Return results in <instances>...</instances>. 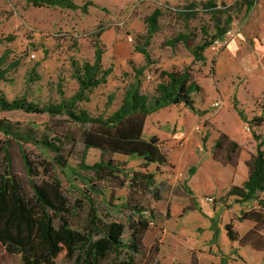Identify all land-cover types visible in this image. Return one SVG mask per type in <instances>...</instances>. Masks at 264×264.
Masks as SVG:
<instances>
[{
	"label": "rangeland",
	"instance_id": "rangeland-1",
	"mask_svg": "<svg viewBox=\"0 0 264 264\" xmlns=\"http://www.w3.org/2000/svg\"><path fill=\"white\" fill-rule=\"evenodd\" d=\"M74 1L79 5L93 1L96 6H90L89 13L84 14L81 10L36 8L28 0H0V58L7 55L3 67L7 71L6 80L0 82V90L9 100L24 97L43 107L70 98L79 88L73 76V61L92 62L95 43L101 41L103 65L112 67L113 72L105 84L89 93V100L82 102L80 107L92 116H109L119 107L126 88L134 81L135 69L146 64L135 46H142L146 35L145 18L155 9L161 8L162 16L159 30L148 47L154 63L142 77V91L149 97L155 94L159 71L193 63L192 53L182 43L173 45L170 41L184 33L191 37L194 45H200L204 40L213 39L217 23H225L228 16L238 23L239 32L226 47L212 45L205 51L206 61L194 64L195 78L204 88V92L193 94L195 111L173 105L149 116L151 122L144 131V138L159 133L171 147L166 166L157 170V165L152 164L147 169L156 174V193L129 194V188L125 187L112 194L113 184L105 182L99 184L100 192L89 194L90 189L85 183L91 174L79 168L84 150L80 141L73 147L67 146L68 166L53 165L52 171L71 203L91 196L104 221L123 223L126 226L125 242L130 239V221L137 218L135 207L153 210L143 250L136 257L137 264H193L192 248H196L193 253L199 258L198 264H221L219 258L211 259L209 251L212 247L227 249L229 239L222 234L218 238V230L210 228L212 221L207 213L221 203L222 211L227 210L226 206L236 204L234 198L229 204L224 197L232 183L223 187L220 181L233 180L240 184L248 175L245 161L256 151L257 142L251 132L254 130L264 139V124L251 128L234 108L236 95L239 108L249 119L264 117V55L254 42L262 41L264 0H259L250 11H246L243 0ZM215 101L221 102L218 110L212 106ZM0 119L12 123L20 133L35 138H40L43 133L54 138L55 132H74L76 135L84 128L66 116L51 117L48 113L0 112ZM220 133L227 134L241 146L240 163L235 171L212 159L213 144ZM21 143L37 163L53 161L52 151L33 142ZM11 152L14 171L28 187L17 140L12 141ZM100 157L99 150L90 149L85 162L92 165ZM113 158L126 162L127 170L145 171L141 158L122 155H113ZM203 175L206 178L203 179ZM40 178L47 177L42 174ZM157 195L160 200L156 199ZM194 198L200 204L195 206L196 209L186 210V205ZM256 206L257 201L252 200L243 204L242 210ZM216 220V225L222 224L219 214ZM212 234L215 238L210 241ZM3 252L0 246V257ZM243 252L247 261L261 262L260 253L249 249ZM0 264H22L21 257L15 255L0 260Z\"/></svg>",
	"mask_w": 264,
	"mask_h": 264
},
{
	"label": "trees",
	"instance_id": "trees-1",
	"mask_svg": "<svg viewBox=\"0 0 264 264\" xmlns=\"http://www.w3.org/2000/svg\"><path fill=\"white\" fill-rule=\"evenodd\" d=\"M256 1L243 0L247 11L254 7ZM28 3L36 8L81 10L84 14L89 13L90 6H96L93 1L79 5L74 0H28ZM161 16L162 9L157 8L145 18L146 35L142 46L136 45L135 48L144 56L146 64L135 69L134 81L126 88L119 107L109 116H92L80 107L82 102L89 100V93L105 84L113 72L112 67L103 65L101 41L95 43L92 62L81 64L73 61V76L79 88L73 96L63 98L58 104L41 107L24 97L9 100L0 90V112L48 113L51 117L66 116L72 123L84 126L76 135L74 132H55L54 138H48L44 133L35 138L25 132L20 133L12 123L0 119V246L4 250L0 260L20 255L22 264H137L136 257L143 250L153 210L145 206L135 207L137 218L130 221V239L125 242L126 226L123 223L104 221L91 196L71 203L61 181L52 175V171L53 165L68 166L67 146L73 147L80 141L84 150L79 168L91 174L85 183L90 189L89 194L100 192L99 184L105 182L113 184L112 194L114 190L125 187L129 188V194L156 193V174L147 169L152 164L157 165V170L166 166L171 148L156 135L144 138L146 121L152 114L173 105H183L195 111L193 94L204 92V88L195 78L194 64L206 61L205 51L214 39L227 32L233 21L228 16L225 23H217L213 39L204 40L200 45H194L191 37L184 33L170 41L173 45L182 43L192 53L193 63L183 68L159 71L155 94L149 97L142 91V77L154 63L148 47L159 30ZM6 58L7 55L0 58V82L6 80L7 71L3 68ZM234 108L251 128L264 124L263 115L249 119L239 108L237 97ZM251 133L257 143L255 153L245 161L247 180L241 186H232L225 198L234 196L238 203L256 200L257 207L241 216V220H252L255 225L244 236L234 229L232 222L226 224L225 230L231 243L238 242L240 246L250 245L255 250L264 251V236L261 234L264 230V139L254 130ZM13 140L20 144L28 187L14 171ZM206 140L207 137L204 143ZM21 142H33L52 151L53 161L37 163ZM90 149L101 152L100 160L92 165L85 162ZM241 151L237 141L220 133L213 144L212 159L225 166L237 167ZM113 155L141 158L145 171L127 170L126 162L114 159ZM42 174L47 178H40ZM156 199L160 200V197L157 195ZM191 208L194 209L187 207L186 210ZM231 249L235 250L233 246ZM197 261L193 255L192 263L198 264Z\"/></svg>",
	"mask_w": 264,
	"mask_h": 264
},
{
	"label": "crops",
	"instance_id": "crops-1",
	"mask_svg": "<svg viewBox=\"0 0 264 264\" xmlns=\"http://www.w3.org/2000/svg\"><path fill=\"white\" fill-rule=\"evenodd\" d=\"M258 1L259 0H257L256 1V3H255V5H254V7L252 8V9H254L255 8V6L257 5V3H258ZM243 6L245 7V9H246V11H247V7H246V5L243 3ZM251 9V10H252ZM233 23H236L237 24V28H238V32H239V26H238V23L237 22H235L234 21V19H233V21H232V24ZM237 32V33H238ZM237 33H236V35H237ZM261 40L262 41H254L260 48H261V53L264 55V32H262L261 33ZM234 38V37H233ZM202 86V85H201ZM203 87V86H202ZM235 97H237L236 95L234 96V99H235ZM237 100H238V98H237ZM164 109H162V110H160V111H158L157 113L159 114L161 111H163ZM150 120V117H148V119H147V121H146V125H145V129H144V131L147 129V125H148V123L149 122H151V121H149ZM154 135H156V136H158L161 140H163L161 137H160V135H159V133L157 134H152V135H148L147 136V138H149V137H151V136H154ZM166 144H167V142L165 141V140H163ZM168 145V144H167ZM169 146V145H168ZM170 147V146H169ZM171 148V147H170ZM215 163H217V164H219V165H221V166H223V167H229V168H231L232 170H236L237 169V167L239 166V163L240 162H238V165H237V167H232V166H229V165H222L221 163H219V162H217V161H215V160H213ZM240 161V160H239ZM247 177H248V175L247 176H245V177H243V181L240 183V184H237V183H235L233 180H229L228 182H225V183H222L221 181H220V184L224 187V186H226V184L227 183H229V184H231L232 183V185L231 186H229V188L226 190V192L224 193V197H225V195L228 193V191L231 189V187L232 186H234V185H238V186H241V185H243V183L247 180ZM203 179L204 178H206L204 175H203V177H202ZM207 179H212V177L211 178H208L207 177ZM193 197V196H192ZM231 198H234V201H235V203L236 204H234L232 207H229V206H226V208H227V210H224V211H222L221 209H222V205H223V203H221V205L219 204V205H216L215 207L213 206L212 207V209H211V212L210 213H207V214H209L210 215V219H211V221H212V224H211V226H210V228L211 229H213V228H216L217 230H218V238L221 236V234L223 235V237L226 239V237H227V234H226V230H225V226H226V224H228V223H230V222H232V224L234 225V229H237V231H238V233L241 235V236H244L249 230H251L253 227H254V225H255V222L254 221H252V220H241V216H242V213L243 212H246V211H249V210H247V209H244V210H242V206H243V204H245V203H238V202H236V198L234 197V196H231V197H229L228 199H226V201H228V203L229 204H231L232 203V201L230 200ZM194 203V207L193 208H195L196 209V207H197V205L198 204H200L199 202H197L196 201V199L194 198L193 199V202H191L190 201V204H188V205H186V207L185 208H187V207H189V206H191L192 207V204ZM247 203V202H246ZM196 204V205H195ZM196 206V207H195ZM257 207V206H256ZM255 207V208H256ZM200 208H202L201 207V205H200ZM209 209H210V207H209ZM219 214V216L220 217H222V224H217L216 225V217H217V215ZM261 234L264 236V230H262L261 231ZM215 235L214 234H212L211 235V240L210 241H213L214 240V237ZM228 238V237H227ZM229 241V246H228V248L227 249H222V248H220L219 250L216 248V249H213V247L211 248V250L209 251L210 252V255H211V259H216V258H219L220 259V262H221V264H222V261L224 260V264H227L226 262L228 261V264H264V251H258V250H255V249H253L250 245H247V246H240L239 245V243L238 242H233V243H231V241L230 240H228ZM234 247V251H232V249H231V247ZM244 249H249V250H251V251H254V252H256V253H260V255H261V262H259V263H254V262H249V261H247L245 258H244V253L245 252H243V250ZM196 251V248H192V254L194 255V253L193 252H195ZM195 256V255H194ZM196 257V256H195ZM196 259L198 260V262H199V258L198 257H196ZM209 264H214V263H212V262H210Z\"/></svg>",
	"mask_w": 264,
	"mask_h": 264
},
{
	"label": "built area",
	"instance_id": "built-area-1",
	"mask_svg": "<svg viewBox=\"0 0 264 264\" xmlns=\"http://www.w3.org/2000/svg\"><path fill=\"white\" fill-rule=\"evenodd\" d=\"M237 32H238L237 24L233 23L232 27L229 28L223 36L214 39V41L212 42V45H215L216 47H219V48L226 47L230 39L233 38ZM212 106L213 108H215V110H218L221 107V102L215 101ZM196 130L200 131V128L197 127ZM210 200L213 201V199H210Z\"/></svg>",
	"mask_w": 264,
	"mask_h": 264
}]
</instances>
